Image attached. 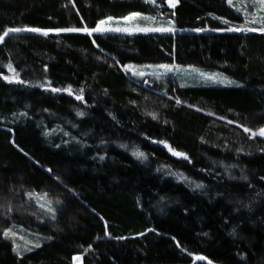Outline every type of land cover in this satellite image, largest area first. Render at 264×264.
<instances>
[{"label":"trees","instance_id":"16d2710c","mask_svg":"<svg viewBox=\"0 0 264 264\" xmlns=\"http://www.w3.org/2000/svg\"><path fill=\"white\" fill-rule=\"evenodd\" d=\"M171 1L0 0V38L81 31L0 45V264H264V31ZM132 13L215 33L86 32ZM162 65L229 83L124 70Z\"/></svg>","mask_w":264,"mask_h":264},{"label":"rangeland","instance_id":"374dc122","mask_svg":"<svg viewBox=\"0 0 264 264\" xmlns=\"http://www.w3.org/2000/svg\"><path fill=\"white\" fill-rule=\"evenodd\" d=\"M151 3L156 2V0H147ZM241 1L245 3V9L241 11L245 16L248 13H251V19L253 25H257L259 30L264 31L260 25L264 24L262 21V14L260 12H264V1L263 0H237V7L241 8ZM175 2L172 0L170 2V6L173 7ZM244 6V5H243ZM255 9V10H254ZM241 12L240 10H237ZM247 18V16H246ZM250 19V21H251ZM249 22V18L246 19L247 23ZM235 26V25H230ZM255 28V26H254ZM256 30L255 32H259ZM225 32H252L254 30L250 28H241L239 27H230ZM81 31L78 30H41L36 28H14L9 29L5 32V34L0 38V45H2L7 38L16 35H29V34H38L42 36L47 35H59V34H69V33H79ZM91 35L94 34H103V35H125V36H136V35H181V34H210L215 33L210 29H198V30H181L176 28L174 20L172 18H163L160 15H150V14H142V13H132L124 18H108L101 21L97 27L91 31H86ZM128 73H132L133 77L143 78L146 76H154L160 77L161 75H170L175 76L183 80L184 82H197L204 83L208 85H221L228 84L229 81L224 77L216 74V73H208L203 71H198V69L194 68H184L176 65H162V66H144V67H136L130 66L124 69ZM138 73V74H137ZM264 140V130L259 132L257 135ZM40 198L43 196L34 195V199L37 204H40ZM44 206L50 209V206L45 202ZM21 241V247H24V241ZM16 248V247H15ZM26 248V247H25ZM200 258H195V262L200 261Z\"/></svg>","mask_w":264,"mask_h":264}]
</instances>
